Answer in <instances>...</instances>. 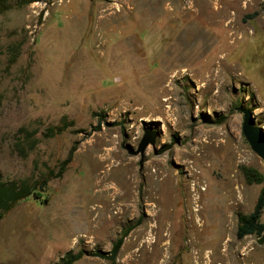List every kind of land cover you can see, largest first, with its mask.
Wrapping results in <instances>:
<instances>
[{"label": "rangeland", "instance_id": "1", "mask_svg": "<svg viewBox=\"0 0 264 264\" xmlns=\"http://www.w3.org/2000/svg\"><path fill=\"white\" fill-rule=\"evenodd\" d=\"M9 2L0 173L37 178L79 146L48 201L0 218V264H56L70 249L86 251L72 264H264V234H237L263 185L242 170L264 172V158L240 106L264 126V0ZM95 111L105 119L93 130ZM65 117L92 132L43 135ZM22 126L39 138L27 155ZM149 128L158 137L141 165L126 146ZM123 233L116 258L94 254Z\"/></svg>", "mask_w": 264, "mask_h": 264}, {"label": "trees", "instance_id": "2", "mask_svg": "<svg viewBox=\"0 0 264 264\" xmlns=\"http://www.w3.org/2000/svg\"><path fill=\"white\" fill-rule=\"evenodd\" d=\"M18 3H29L34 0H17ZM12 3L9 0H0V12L12 7ZM258 11H254L252 13H248L246 15L247 18L254 17ZM16 59V55L11 58V61ZM95 114H100L99 123L95 125L93 130H96L101 127L102 121L105 119V115L98 111H95ZM109 124H115L108 122ZM75 121L73 119H68L67 117L63 118L62 121L58 124L49 125L46 130L43 132V135L46 137H51L56 134L62 133L66 130H70L73 132H86L88 135L92 131L87 130L84 127H75ZM36 130L29 129L26 126H22L19 128V136L18 141L15 146L19 153L22 155H27V153L33 149L39 138L34 137ZM29 141V145L25 146L24 142ZM79 146V142L74 141L71 146L67 157L60 160L57 167H50L43 171L39 177L34 179L29 178H15V179H5L0 173V218H2L11 208H13L17 203L21 200H24L28 197H33L36 200L41 202L48 201V196H45L44 193L47 191L49 182L52 178L62 176L71 160L73 159L74 153ZM242 170L246 176V179L249 183L253 182H262L263 185L258 194L257 200L255 202L254 208L250 212H239V225L237 228V234L239 237H243L246 234L256 232L259 235L264 234V222L261 220V216L264 211V172H262L259 168L250 166V165H242ZM126 233L120 235L115 241L112 249L110 251H106L103 249H97L94 251V254L100 256H109L111 258H116L125 238ZM86 251L84 249H80L78 251H74L72 249L65 252L61 257L59 262L56 264H72L78 259H80Z\"/></svg>", "mask_w": 264, "mask_h": 264}, {"label": "water", "instance_id": "3", "mask_svg": "<svg viewBox=\"0 0 264 264\" xmlns=\"http://www.w3.org/2000/svg\"><path fill=\"white\" fill-rule=\"evenodd\" d=\"M244 111L243 130L245 136L250 142L252 148L264 158V126L256 123L254 111L248 107L240 106ZM158 137V131L155 129H146L138 146L135 148L132 144H127V149L133 154H140V164L144 162L145 151L148 145L155 144Z\"/></svg>", "mask_w": 264, "mask_h": 264}, {"label": "flooded vegetation", "instance_id": "4", "mask_svg": "<svg viewBox=\"0 0 264 264\" xmlns=\"http://www.w3.org/2000/svg\"><path fill=\"white\" fill-rule=\"evenodd\" d=\"M256 233V232H255ZM247 235V234H246Z\"/></svg>", "mask_w": 264, "mask_h": 264}]
</instances>
